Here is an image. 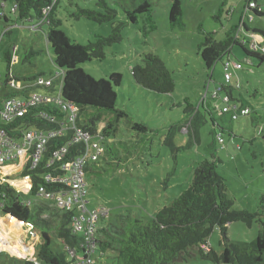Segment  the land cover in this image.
I'll return each mask as SVG.
<instances>
[{"label": "rangeland", "instance_id": "obj_1", "mask_svg": "<svg viewBox=\"0 0 264 264\" xmlns=\"http://www.w3.org/2000/svg\"><path fill=\"white\" fill-rule=\"evenodd\" d=\"M96 1L77 0L81 6L91 8H97ZM173 1L153 0L152 22L144 21L145 18L140 17L136 23L128 24L123 29V40L108 46L104 59L94 58L79 65L96 79L107 78L113 72L121 73L122 85L116 88L118 104L129 111V118L120 120L114 138V146L120 151L123 162L119 166H111L107 163L112 162L110 158L101 159V165L106 171L100 173L102 168L96 167L94 172H86L88 207L104 205L109 209L108 215L102 218L100 224H103V220L107 223H118L119 214L148 217L170 205L175 197L190 186L198 163L210 158L208 146L216 139L211 121L201 128L200 143H193L181 150L177 160L173 158L163 139L172 125L183 120L188 105L197 107L206 83L209 82L214 89L224 81L223 60L226 56L216 63L212 71L207 70L199 46L206 32H215L217 38L221 39L226 30L231 29L233 25L238 26L246 1L181 0L183 26L172 24L169 20ZM75 2L61 0V7L57 12L61 21L59 29L64 31L72 42L85 44L98 35H108L112 31L111 22L98 23L85 17L70 16L65 5L74 10ZM13 7L14 0H0V105L5 95L13 90L5 83L9 67L6 51L11 49L12 53L18 55V63L14 65L13 70L19 77H30L42 71H45L44 76H51L57 70L51 46L46 39L47 26L44 25L37 31L31 29L37 22L20 19L13 12ZM234 7L236 14L230 23L226 10ZM245 18L251 27L256 25L264 29V16ZM5 29L8 31L3 34ZM241 35L247 42L251 39L243 30ZM30 47L39 50V53L31 58V62L24 60L26 50ZM150 51L158 54L171 69L176 84L172 93H156L139 87L134 82L131 67L142 63L141 55ZM245 56L246 53L240 45L233 48V60H243ZM230 71L232 82L236 81L237 75L241 82V87L234 90V95L241 100L239 103L249 107L251 112L248 116H241L236 120H232L229 113L223 114L222 118L216 114L220 122L222 119L225 125L233 126V134L227 130L223 131L224 142L216 141L217 156L220 158L218 172L225 179L229 196L234 198L235 210L261 214L255 216L251 225L242 221L228 224L229 241L246 247L256 244L261 221L264 222V201H261L264 196V62L254 60L253 67L244 66L236 72L233 69ZM252 116L257 117V122L252 123ZM135 122L146 123L148 132L133 129ZM220 131L216 126V132ZM188 141L186 129L179 130L175 142L186 146ZM15 176L13 177H21L20 174ZM166 178L168 185L164 187ZM14 183L18 189H28L29 186L27 180ZM27 189L22 192L26 193ZM30 198L37 200L36 202L44 200L38 196ZM1 227L17 236L11 238ZM23 227V223H18L0 212V247L8 251L0 255V264H23L14 258L24 260L29 255L36 257L37 249L41 245L42 229L36 226L33 230L35 234L31 236L29 230L23 232L24 229H20ZM21 233L25 238L27 235L25 243L18 237ZM52 237L53 245L63 249L62 242ZM222 238L220 229L215 228L205 249L213 248L219 254L222 253ZM190 251L193 255L186 260L170 264H215L201 258L198 247H193ZM107 255L113 256L110 252ZM95 264H111V260L109 257L98 256Z\"/></svg>", "mask_w": 264, "mask_h": 264}, {"label": "trees", "instance_id": "obj_2", "mask_svg": "<svg viewBox=\"0 0 264 264\" xmlns=\"http://www.w3.org/2000/svg\"><path fill=\"white\" fill-rule=\"evenodd\" d=\"M75 1L76 8L74 10L65 5L70 16L85 17L98 23L111 22L112 31L108 35H98L85 44L74 43L64 31L59 29L61 21L57 12L61 7V0H14V5H16V14L20 19H31L37 22L31 29L37 31L44 25L47 26L46 39L51 46L53 62L57 68L56 72L48 77H54L57 72H63L62 76L54 79V84L61 85V95L65 101L71 102L79 108L78 125L92 135L99 134L104 138L101 140L102 155L100 159L87 161L85 164L86 172L88 170L94 172L96 167H101V173L107 170L102 167L101 159L110 158L112 162L107 163L111 166H119L123 162L120 151L114 146V138L120 120L129 118V111L119 106L116 93V88L122 85L123 75L113 72L107 78L96 79L79 65L94 58L104 59L106 57L105 49L123 40V29L128 24L136 23L140 17H144V21L152 22L153 0H97V8L81 6L77 0ZM245 9L246 6L242 18ZM249 11L254 14V18L264 16V11ZM182 15L181 0H174L169 11L170 22L183 26ZM242 18L240 22H242ZM5 19L7 20V18ZM245 20L246 18L243 23L245 29L264 37L263 29L252 28L245 23ZM239 25H233L231 29L226 30L221 39L217 38L215 32H206L199 47L207 70L212 71L216 63L223 60L224 56L226 57L223 62L228 59L233 54V48L236 45H240L246 55L253 59V63L247 66L253 67L254 60L260 63L264 62L263 53L250 52L244 44L237 41L236 33ZM152 26L155 29V26ZM38 53L39 50L30 47L26 50L24 60L31 62V58ZM12 54L11 49L6 51L8 63L11 61ZM141 59L142 63L131 67L134 82L139 87L156 93H172L175 90V79L165 61L151 51L143 53ZM44 74L45 71L30 77L16 76L19 79L33 80L38 76H44ZM219 85H222L223 89L232 95L234 101H241L234 95V90L239 89L241 85L240 87L232 84L224 86V81ZM54 89L55 86L43 90L52 92ZM240 104L243 105L242 102ZM41 107H44L41 109L46 112L58 113L51 109L50 105ZM37 111V109H33L27 118L19 120L18 124L22 129L42 128L48 130L55 127L53 122L37 114L33 115ZM216 114L211 99L200 103L197 107L188 105L185 108L183 120L172 125L163 139V143L169 147L173 158L177 160L181 150L193 143H200L201 128L205 123L208 121L213 123L216 139L208 146L210 158H205L198 163L190 186L175 197L170 205L164 206L148 217L119 214L118 223H107L103 220V224L99 225L95 236L94 252H87L82 233L73 232L71 222L74 213L72 211H64L48 200L36 202L37 200L30 198L38 196L39 185L43 183V178L40 176L43 172L42 168L34 171L24 169L21 172V177L31 173L33 180L32 188L27 194L17 192L8 183L0 184V212L9 215L18 223L31 222L35 227L42 229L41 245L37 249L36 257L46 264H71L81 253L92 257L94 264L97 262L98 256L109 257L111 264H170L192 256L190 249L193 247L199 248L201 258L215 264H264L263 221H261L262 225L255 245L241 247L230 242L227 236L229 223L242 221L251 225L255 216L261 214L234 209V198L229 196L225 179L218 172L220 158L217 156L216 147V141L220 142L217 135L221 134L223 138L224 130L233 134V126L225 125L222 119L220 122ZM31 116L33 118H30ZM54 116L61 118V116ZM219 116L222 118V115ZM255 122H257V117L252 116V123ZM216 126L221 129L219 133L216 132ZM132 128L139 132H148V125L144 122H135ZM183 128L189 135L186 146H180L175 142L177 132ZM64 141L65 139L62 138L59 141H52V144H61ZM222 142H224V138ZM83 150L84 144L77 145L72 153L78 154ZM167 181L168 178L164 181V187L168 185ZM58 187L60 185L52 189L58 191L60 190ZM26 189L21 188V190ZM261 201H264V196L261 197ZM262 207V212H264V205ZM215 228H219L223 235L224 250L220 254L213 248L205 249L208 245V238ZM52 236L62 242L63 249H58L53 245ZM18 237L21 240L24 234H18ZM71 250H74V254L71 253ZM3 252H0V255H3ZM109 252L113 256H108ZM30 258L32 257L30 256ZM14 259L22 261L23 264H34L32 260L16 257Z\"/></svg>", "mask_w": 264, "mask_h": 264}, {"label": "built area", "instance_id": "obj_3", "mask_svg": "<svg viewBox=\"0 0 264 264\" xmlns=\"http://www.w3.org/2000/svg\"><path fill=\"white\" fill-rule=\"evenodd\" d=\"M260 2L261 0H246V9L238 27L236 38L238 42L248 47L250 52L264 54V37L245 29L243 26L246 16H249L250 19L254 18V14L249 10L264 11ZM13 12L15 14L17 12L16 5L13 7ZM242 30L251 37L249 42L241 38ZM7 31L5 29L3 34ZM18 59V55L14 52L9 63L7 80H5V83L10 85L13 90L5 95L0 105V184L8 183L17 192H22L14 182L27 180L28 189L26 193L22 192L27 194L33 185L31 173H27L23 177L19 176V178H15V175L21 174L24 169L34 171L42 168L43 172L40 176L43 178V183L39 185L38 196L51 201L64 211H72L74 213L71 222L73 232L82 233L87 252H94L95 236L102 218L108 215L109 209L104 205H98L94 208L88 207L85 164L87 161L100 159L102 155L101 140L104 138L99 134L92 135L78 125L79 108L75 104L65 101L61 95V85L54 84V79L62 76V71L59 70L60 72H57L54 77L41 75L33 80L19 79L13 70ZM252 63L253 59L247 55L243 60L236 61L229 56L223 62L224 86L232 84L240 87L241 82L238 76L235 83L232 82L230 70L233 69L236 72V70ZM53 86L55 89L52 92L43 90ZM209 99L213 101L218 115L229 113L233 120L251 112L249 107L234 101L232 95L228 94L222 85H217L212 89L210 83H206L205 91L202 93L198 105L207 102ZM42 105H50L51 109L58 111V113L46 112L41 109L44 108L41 107ZM33 109L38 110L33 115L37 114L53 122L55 127L48 130L42 128L22 129L21 125L18 124L19 120L27 118ZM54 115L61 116V118H55ZM62 138L65 141L61 144H52V141H59ZM217 139L222 142V135L218 134ZM81 144H84V150L78 154L72 153L75 147ZM57 185H60L58 187L60 190H53L52 188ZM23 225L30 231L31 236L35 234L33 223L24 222ZM3 251L5 249L0 248V252ZM73 251L71 250L72 254H74ZM26 259L32 260L34 264H46L38 260L37 257ZM71 264H94V260L92 257L81 253Z\"/></svg>", "mask_w": 264, "mask_h": 264}, {"label": "crops", "instance_id": "obj_4", "mask_svg": "<svg viewBox=\"0 0 264 264\" xmlns=\"http://www.w3.org/2000/svg\"><path fill=\"white\" fill-rule=\"evenodd\" d=\"M261 5L263 6V8H264V1L263 0H261ZM229 5V4H228ZM226 6H227V4H226ZM226 14H227V16H228V19H229V22L231 23L232 21H233V19H234V15L236 14V8L234 7V8H230V9H227L226 10ZM241 21V20H240ZM241 23V22H240ZM245 23L248 25V26H250L247 22H246V20H245ZM251 27V26H250ZM252 28H258V29H260L261 27H259V26H256V25H253V27ZM262 29V28H261ZM264 30V29H263ZM8 218H9V215H6ZM7 219V218H6ZM9 228V227H8ZM21 230L22 229H24V231L25 230H27L26 228H25V226L23 227V228H20ZM20 229H17V230H20ZM1 230L3 231V232H5L6 234H8L11 238H14V237H16L17 235L16 234H14L12 231H9V230H4L2 227H1ZM21 241L23 242V243H25L26 241H27V235H26V238L25 237H22L21 238ZM25 245V244H24ZM25 246H27V245H25ZM28 247H30V246H28ZM0 248H2V247H0ZM3 249V248H2ZM5 251H7V250H5ZM8 252V251H7Z\"/></svg>", "mask_w": 264, "mask_h": 264}]
</instances>
